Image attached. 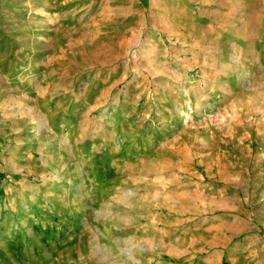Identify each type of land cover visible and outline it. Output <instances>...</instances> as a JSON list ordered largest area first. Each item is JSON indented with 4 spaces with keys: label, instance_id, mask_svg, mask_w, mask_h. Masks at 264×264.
<instances>
[{
    "label": "rangeland",
    "instance_id": "1",
    "mask_svg": "<svg viewBox=\"0 0 264 264\" xmlns=\"http://www.w3.org/2000/svg\"><path fill=\"white\" fill-rule=\"evenodd\" d=\"M262 176L264 0H0V264H264Z\"/></svg>",
    "mask_w": 264,
    "mask_h": 264
},
{
    "label": "crops",
    "instance_id": "2",
    "mask_svg": "<svg viewBox=\"0 0 264 264\" xmlns=\"http://www.w3.org/2000/svg\"><path fill=\"white\" fill-rule=\"evenodd\" d=\"M262 181L264 180V176L261 177ZM249 200V197H248ZM242 207L241 209L239 208L238 210L234 211V212H226V213H218L216 214L217 217L219 218V221L225 222L224 225L222 227L228 228L230 230V236L228 238H226V242H231L233 241L234 238H237L238 235H244L246 231H248L249 229H254L251 228V224L250 222H252V210L254 209H250L249 206H251L249 204V202L246 200V205L245 202H242ZM264 206V205H263ZM259 207L258 208V212L260 214V216H258V214H253L254 215V226L257 228L259 226V224L257 225V223H262V221H264V207ZM221 209V208H219ZM224 211V210H222ZM226 211V210H225ZM263 213V215H261ZM253 219V220H254ZM251 226V227H250ZM262 226L264 227V223L262 224ZM248 227V228H247ZM235 228V229H234ZM232 229H234L232 231ZM236 230H239V232H235Z\"/></svg>",
    "mask_w": 264,
    "mask_h": 264
},
{
    "label": "bare ground",
    "instance_id": "3",
    "mask_svg": "<svg viewBox=\"0 0 264 264\" xmlns=\"http://www.w3.org/2000/svg\"><path fill=\"white\" fill-rule=\"evenodd\" d=\"M189 95H190V97H191V91H189ZM192 98V97H191ZM118 136V135H117ZM94 178V177H93ZM71 183V182H70ZM75 184V183H74ZM98 185V184H97Z\"/></svg>",
    "mask_w": 264,
    "mask_h": 264
}]
</instances>
